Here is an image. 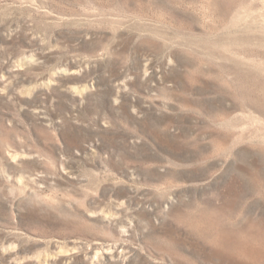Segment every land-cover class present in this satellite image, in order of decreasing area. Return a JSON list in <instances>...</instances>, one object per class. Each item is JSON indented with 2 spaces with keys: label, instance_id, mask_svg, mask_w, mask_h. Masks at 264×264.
I'll list each match as a JSON object with an SVG mask.
<instances>
[{
  "label": "rangeland",
  "instance_id": "374dc122",
  "mask_svg": "<svg viewBox=\"0 0 264 264\" xmlns=\"http://www.w3.org/2000/svg\"><path fill=\"white\" fill-rule=\"evenodd\" d=\"M0 264H264V0H0Z\"/></svg>",
  "mask_w": 264,
  "mask_h": 264
}]
</instances>
